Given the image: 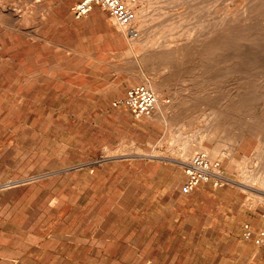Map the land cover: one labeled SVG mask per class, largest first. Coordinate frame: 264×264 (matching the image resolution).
Here are the masks:
<instances>
[{"label": "rangeland", "instance_id": "374dc122", "mask_svg": "<svg viewBox=\"0 0 264 264\" xmlns=\"http://www.w3.org/2000/svg\"><path fill=\"white\" fill-rule=\"evenodd\" d=\"M77 1L0 0V199H26L46 183L44 172L75 167L69 175L77 178L85 168H98L87 162L107 152L101 150L106 137L100 143L99 130L85 120L99 113L96 88L105 89L107 105L125 95V87H111L115 79L124 86L149 81L167 106L164 120L157 105L155 114L142 118L137 152L185 162L203 152L222 164L227 183L264 205V0H138L136 9L148 16L143 36L152 37L144 55L101 7L75 19ZM70 72L88 73L77 81L86 90L67 95Z\"/></svg>", "mask_w": 264, "mask_h": 264}, {"label": "crops", "instance_id": "0c3cea01", "mask_svg": "<svg viewBox=\"0 0 264 264\" xmlns=\"http://www.w3.org/2000/svg\"><path fill=\"white\" fill-rule=\"evenodd\" d=\"M87 74L68 73L67 95L87 89L77 82ZM110 82L126 88L121 95L130 87ZM104 90L96 88L99 113L85 120L100 143L106 137L107 152L87 162L98 168L77 178L75 167L44 172L35 197L0 199V264H264V248L243 237L244 225L264 229V205L233 183L184 192L185 162L137 152L142 118L107 105Z\"/></svg>", "mask_w": 264, "mask_h": 264}, {"label": "built area", "instance_id": "2783aa9c", "mask_svg": "<svg viewBox=\"0 0 264 264\" xmlns=\"http://www.w3.org/2000/svg\"><path fill=\"white\" fill-rule=\"evenodd\" d=\"M137 0H79L72 12L76 18L87 15L94 6L104 9L114 23L123 28L131 37H137L139 30L134 26L136 20ZM114 105L127 106L135 118L150 117L157 105L155 93L144 84L130 86L125 95L114 102ZM186 180L183 191L190 192L201 182H211L214 187H221L229 177L224 173L219 162L210 161L203 152L195 153L189 161L185 162ZM243 237L253 239L254 243L264 248V229L253 231L248 225L243 227ZM144 264H157L147 261Z\"/></svg>", "mask_w": 264, "mask_h": 264}, {"label": "bare ground", "instance_id": "6f19581e", "mask_svg": "<svg viewBox=\"0 0 264 264\" xmlns=\"http://www.w3.org/2000/svg\"><path fill=\"white\" fill-rule=\"evenodd\" d=\"M137 1H138V0H137ZM140 1H141V0H139V2H140ZM144 1H145V0H144ZM173 1H174V0H173ZM262 1H263V0H262ZM142 2H143V0H142ZM176 2H177V1H176ZM136 3H137V2H136ZM138 4H139V3H138ZM245 5H246V4H245ZM0 6H1V5H0ZM142 6H143V5H142ZM2 8H3V5H2ZM4 8H6V7H4ZM143 8H145V7H143ZM229 8H230V7H229ZM0 9H1V8H0ZM7 9H8V8H7ZM222 9H223V8H222ZM144 11H146V10H145V9H141L140 7H138V8L136 9V20H135L134 26L137 27V29L139 30L140 34H138V37H133V39H135L133 43L136 44V47L138 46V51L143 52V55L146 54V53L148 52V49H149L148 46H149L150 44L147 45V43H148V41H150V39L152 38V37H151V38L148 37V36H149L148 34H146V35H147L146 38H144V36H143L144 33H145V30H146V28H145L144 26H145V25H148L147 22H146L147 20L145 19V18L148 17V16L145 15V13H147V11H146L145 13H144ZM174 11H175V10H174ZM223 11H224V10H223ZM242 11H243V10H242ZM160 12H161V11H160ZM233 12H234V11H233ZM13 14H14V13H13ZM228 14H229V13H228ZM151 15H152V13H151ZM151 15H150V17H151ZM157 15H158V14H157ZM161 15H162V14H161ZM174 15H175V14H174ZM14 16H15V15H14ZM145 16H146V17H145ZM152 16H153V15H152ZM181 16H182V15H181ZM236 16H237V14H236ZM236 16H235V17H236ZM240 16H241V14H240ZM240 16H239V17H240ZM144 17H145V18H144ZM154 17H156V16L154 15ZM230 17H231V16H230ZM152 18H153V17H152ZM152 18H150V20H151ZM233 18H234V16H233ZM247 18H248V17H247ZM247 18H245V19H247ZM250 18H251V17H250ZM181 19H182V18H181ZM218 19H219V18H218ZM27 20H28V19H27ZM27 20H26V21H27ZM224 20H225V19H224ZM248 20H249V19H248ZM23 21H25V18H24ZM26 21H25V22H26ZM172 21H173V20H172ZM234 21H236V20H234ZM243 21H244V20H243ZM27 22H28V21H27ZM150 22H151V21H150ZM173 22H174V21H173ZM224 22H225V21H224ZM261 22H262V21H261ZM148 23H149V22H148ZM165 23H166V22H165ZM230 23H231V22H230ZM242 23H243V22H242ZM166 24H167V23H166ZM173 24H174V23H173ZM177 24H178V23H177ZM228 24H229V22H228ZM232 24H233V21H232ZM161 25H162V24H161ZM167 25H168V24H167ZM167 25H166V27H167ZM256 25H257V24H256ZM162 26H163V25H162ZM168 26H169V25H168ZM178 26H179V25H178ZM253 26H254V25H253ZM253 26H252V27H253ZM257 26H258V25H257ZM146 27H147V26H146ZM233 27H234V26H233ZM258 27H259V26H258ZM119 28H120V27H119ZM162 28H163V27H162ZM167 28H168V27H167ZM167 28H165V29H167ZM170 28H171V27H170ZM239 28H241V27H239ZM239 28H238V29H239ZM245 28H246V27H245ZM117 29H118V27H117ZM222 29H223V28H222ZM246 29H247V28H246ZM255 29H256V28H255ZM122 30L124 31V29H122ZM186 30H189V29H186ZM236 30H237V29H236ZM243 30H244V29H243ZM263 30H264V29H263ZM167 31H168V30H167ZM125 32H126V31H125ZM170 32H171V31H170ZM183 32H185V31L183 30ZM183 32H181V33H183ZM225 32H226V31H225ZM225 32H224V33H225ZM231 32H232V31H231ZM233 32H234V31H233ZM158 33H159V32H158ZM186 33H187V32H186ZM188 33H189V32H188ZM227 33H228V32H227ZM258 33H260V32H258ZM258 33H257V34H258ZM126 34H127V32H126ZM184 34H185V33H184ZM189 34H190V33H189ZM247 34H248V33H247ZM249 34H250V33H249ZM262 34H263V33H262ZM180 35H181V34H180ZM180 35H179V36H180ZM221 35H222V34H221ZM251 35H252V33H251ZM156 36H157V35H156ZM177 36H178V35H177ZM186 36H187V34H186ZM189 36H190V35H189ZM240 36H241V35H240ZM242 36H243V35H242ZM242 36H241V37H242ZM167 37H168V36H167ZM184 37H185V36H183V38H184ZM220 37H221V36H220ZM225 37H227V36H225ZM232 37H233V36H232ZM238 37H239V36H238ZM244 37H246V35H245ZM252 37H253V36H252ZM252 37H251V38H252ZM148 38H150V39L148 40ZM160 38H161V37H160ZM179 38H181V37H179ZM186 38H187V37H186ZM189 38H190V37H189ZM217 38H218V37H217ZM227 38H228V37H227ZM246 38H247V37H246ZM248 38H249V37H248ZM248 38H247V39H248ZM258 38H259V36H258ZM258 38H257V39H258ZM130 39H131V38H130ZM165 39H166V38H165ZM222 39H223V38H222ZM231 39H232V38H230L229 40H231ZM237 39H238V38L236 37V40H237ZM247 39L244 40V38H243L244 41H247ZM249 39H250V38H249ZM232 40H234V39H232ZM236 40H235V41H236ZM243 40H242V41H243ZM250 40H251V39H250ZM185 41H186V40H185ZM218 41H220V40H217V44H219V43L221 42V41H220V42H218ZM238 41H240V39H238ZM166 42H167V41H166ZM166 42H164V43H166ZM181 42H182V41H181ZM214 42H215V41H214ZM232 42H233V41H231V43H232ZM240 42H241V41H240ZM252 42H253V41H251V44H252ZM150 43H151V42H150ZM215 43H216V42H215ZM223 43H224V42H223ZM223 43L221 44V45H222V48H223V45H225V44H223ZM235 43L238 44L239 42H235ZM244 43H245V42H244ZM134 44H133V45H134ZM169 44H170V43H168V45H169ZM233 44H234V43H233ZM247 44H248V43H247ZM263 44H264V43H263ZM161 45H162V44H161ZM161 45H160V46H161ZM256 45H257V44H256ZM134 46H135V45H134ZM165 46H167V45H165ZM165 46H163V47H165ZM217 46H218V45H217ZM248 46H249V45H248ZM250 46H251V45H250ZM150 47H151V45H150ZM163 47H162V48H163ZM243 47H245V46H243ZM165 48H166V47H165ZM216 48H217V47H216ZM216 48H215V49H216ZM233 48H234V47H233ZM237 48H238V47H237ZM151 49H152V48H151ZM155 49H156V48H155ZM217 49H220V50H221V46L219 45ZM217 49H216V50H217ZM245 49H246V48H245ZM249 49H252V48H249ZM156 50H157V49H156ZM216 50H215V52H217ZM233 50H234V49H233ZM247 50H248V49H247ZM247 50H246V51H247ZM252 50H254V49H252ZM181 51H182V49H181ZM184 51H185V49H184ZM184 51H183V53H184ZM218 51H219V50H218ZM159 52H160V51H159ZM178 52H179V51H178ZM255 52H256V49H255ZM138 53H139V52H138ZM183 53H182V55H183ZM185 53H186V52H185ZM188 53H189V52H188ZM213 53H214V52H213ZM219 53H220V52H219ZM233 53H234V52H233ZM244 53H246V52H244ZM244 53H243V54H244ZM250 53H251V52H250ZM253 53H254V52H253ZM156 54H157V53H156ZM180 54H181V52H180ZM224 54H225V53H224ZM176 55H177V54H176ZM184 55H185V54H184ZM245 55H246V54H245ZM253 55H254V54H253ZM259 55H260V54H259ZM152 56H154V54H153ZM168 56H169V55H168ZM178 56H180V55H178ZM202 56H203V54H202ZM202 56L200 55V57H202ZM250 56H251V55H250ZM256 56H258V55H256ZM169 57H170V56H169ZM172 57H173V56H172ZM203 57H204V56H203ZM235 57H237V56H235ZM238 57H239V56H238ZM141 58H142V57H141ZM216 58H217V57H216ZM255 58H256V57H255ZM177 59H179V58H177ZM177 59H176V62L178 61ZM191 59H192V57H191ZM217 59H218V58H217ZM153 60H154V59H153ZM174 61H175V60H174ZM179 61H181V60H179ZM179 61H178V63H179ZM191 61H192V60H191ZM230 61H231V60H230ZM240 61H241V60H240ZM244 61H245V60H244ZM144 62H145V61H144ZM164 62H165V61H164ZM187 62H188V61H187ZM232 62H233V60H232ZM235 62H237V61H235ZM174 63H175V62H174ZM184 63H186V62H184ZM238 63H239V62H238ZM152 64H153V63H152ZM176 64H177V63H176ZM181 64H182V61H181ZM191 64H192V63H191ZM186 65H187V64H186ZM189 65H190V64H189ZM216 65H217V64H216ZM233 65H234V64H233ZM253 65H254V64H253ZM133 66H134V65H133ZM167 66H168V65H167ZM169 66H170V65H169ZM175 66H176V65H175ZM178 66H179V65H178ZM180 66H181V65H180ZM182 66H183V65H182ZM184 66H185V65H184ZM228 66H229V65H228ZM236 66H238V65H236ZM256 66H257V65H256ZM259 66H260V65H259ZM117 67H119V66H117ZM164 67H166V66H164ZM193 67H194V65H193ZM252 67H253V66H252ZM194 68H195V67H194ZM194 68H193V69H194ZM168 69H169V68H168ZM173 69H174V68H173ZM173 69L170 68V69H169L170 72H172L171 70H173ZM176 69H178V68L176 67ZM179 69H180V68H179ZM235 69H236V67H235ZM240 69H241V67H240ZM136 70H137V69H136ZM166 70H167V69H166ZM161 71H162V70H161ZM177 71H178V70H177ZM183 71H184V70H183ZM240 71H241V70H240ZM179 72H180V71H179ZM141 73H142V72H141ZM179 74H180V73H179ZM181 74H182V73H181ZM138 75H139V74H138ZM138 75H137V76H138ZM184 76H185V75H184ZM177 77H178V76H177ZM139 78H140V77H139ZM178 78H179V77H178ZM178 78H177V79H178ZM190 78H191V77H190ZM179 79H180V78H179ZM141 80H142V79H141ZM138 81H140V80H138ZM142 81L144 82V84H145L146 86H148V87L150 88L151 85H150V83H148L149 81H148V82H146V81H144V80H142ZM237 82H238V81H237ZM151 83H152V82H151ZM254 83H256V82H253L252 84H254ZM155 84H156V83H155ZM155 84H154V85H155ZM237 84H238V83H237ZM260 84H261V83H260ZM154 85H153V86H154ZM156 85H157V84H156ZM257 85H259V84H257ZM261 85H262V88H264V87H263V84H261ZM239 86H240V89H241V86H243V85L240 84ZM255 87H256V86H255ZM259 87H260V86H259ZM236 88H238V86H237ZM242 88H243V87H242ZM240 89L238 88V90H240ZM178 90H179V89H178ZM257 90H258V89H257ZM260 90H261V89H260ZM178 92H179V91H178ZM263 92H264V91H263ZM174 93H175V92H174ZM176 93H177V92H176ZM180 94H181V93H180ZM180 94H179V95H180ZM182 94H183V93H182ZM262 94H263V93H262ZM176 95H178V93H177ZM184 96H186V95H184ZM175 97L177 98V96H175ZM179 98H180V97H179ZM179 98H178V100H179ZM181 99L184 100L185 98L183 99L182 96H181ZM181 99H180V100H181ZM186 99H187V98H186ZM186 99H185V100H186ZM174 100H175V99H174ZM185 100H184V101H185ZM175 101H176V100H175ZM184 101H182V102H184ZM186 101H187V100H186ZM176 102H177V101H176ZM178 102H180V101H178ZM251 102H252V101H251ZM184 103H186V102H184ZM169 104H170V103H169ZM181 104H182V107H183V106H184L183 103H181ZM178 105H180V104H177L176 106H178ZM157 106H158V110H157L156 113H157V114H160L161 119H163V120L166 119V117H167V116H166V113H167V112H166L167 106L163 103V101L160 99V97L157 98ZM175 109H176V108H175ZM214 109H215V108H214ZM217 109H218V108H217ZM217 109H216V110H217ZM212 110H213V109H212ZM155 111H156V110H155ZM158 111H159V113H158ZM251 111H252V110H251ZM180 112H181V111H180ZM154 114H155V113H154ZM211 115H212V114H211ZM213 115H214V114H213ZM156 116H157V115H156ZM171 116H172V115H171ZM176 116H177V115H176ZM157 117H159V115H158ZM213 117H215V115H214ZM252 117H253V116H252ZM258 117H259V116H258ZM261 117H262V116H261ZM263 121H264V120H263ZM254 122H255V121H254ZM253 127H254V126H253ZM255 127H256V126H255ZM261 127H262V126H261ZM259 129H260V128H259ZM260 131H261V130H260ZM139 151H140V150H139ZM208 152H209L210 155H214V154L218 153V149L215 148V149L209 150ZM148 154H150V153H148ZM181 160H182L183 162H185L184 159L181 158ZM186 162H187V161H186ZM243 178H244V177H243ZM253 180H254V179H253ZM259 181H260V180H259ZM259 183H260V182H259ZM262 183H263V182H262ZM262 183H260V185H262ZM244 184H245V183H244ZM247 185H248V184H247ZM250 185H251V184H250ZM251 186H252V185H251Z\"/></svg>", "mask_w": 264, "mask_h": 264}]
</instances>
